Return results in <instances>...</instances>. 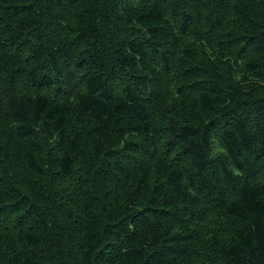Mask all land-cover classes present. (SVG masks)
Returning a JSON list of instances; mask_svg holds the SVG:
<instances>
[{
    "label": "trees",
    "instance_id": "1",
    "mask_svg": "<svg viewBox=\"0 0 264 264\" xmlns=\"http://www.w3.org/2000/svg\"><path fill=\"white\" fill-rule=\"evenodd\" d=\"M0 264H264V0H0Z\"/></svg>",
    "mask_w": 264,
    "mask_h": 264
}]
</instances>
